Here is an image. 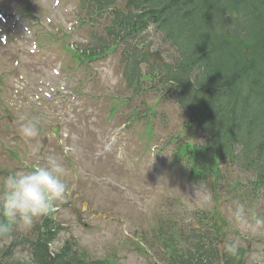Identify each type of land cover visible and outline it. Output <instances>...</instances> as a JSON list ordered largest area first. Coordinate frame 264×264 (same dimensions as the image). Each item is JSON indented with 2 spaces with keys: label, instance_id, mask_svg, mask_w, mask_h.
<instances>
[{
  "label": "rangeland",
  "instance_id": "1",
  "mask_svg": "<svg viewBox=\"0 0 264 264\" xmlns=\"http://www.w3.org/2000/svg\"><path fill=\"white\" fill-rule=\"evenodd\" d=\"M84 1L0 0L6 19H0V182L10 173L43 164L48 154L62 158L68 191L53 213L58 233L52 249L69 239L89 259L167 264L159 237L160 228L165 232L167 227L163 224L170 219L182 234L207 229L198 211L216 207L225 218L220 250L239 239L245 262L264 264V192H254L238 170L225 174L215 194L209 184L192 181L172 159L171 147H162L173 132H187L186 112L179 104L152 91L134 97L130 105L117 102L130 95L121 78L120 51L85 68L64 47H92L96 36L105 35L109 17L91 14ZM25 7L34 18L24 13ZM167 46L162 45L164 55L174 54ZM142 101L145 108H157L150 138L142 122L128 125L134 104ZM30 120L38 121L39 134L30 141L35 153L20 135ZM52 126H59V138ZM237 204L246 209L243 225L231 216ZM33 226L13 227L14 234L0 241V255L32 263L28 240Z\"/></svg>",
  "mask_w": 264,
  "mask_h": 264
},
{
  "label": "trees",
  "instance_id": "2",
  "mask_svg": "<svg viewBox=\"0 0 264 264\" xmlns=\"http://www.w3.org/2000/svg\"><path fill=\"white\" fill-rule=\"evenodd\" d=\"M114 1L92 0L99 11ZM114 12L107 27L112 39L102 47L125 44L128 85L138 87L142 77L162 73L173 96L188 109L186 125L205 137L192 142L175 135V159L194 180L204 181L220 180L222 163L237 165L254 192L264 191V0H125L124 8L115 6ZM148 27L177 48V62L151 65L147 56L152 51L140 41ZM216 54L224 58L216 60ZM141 60L151 65L146 75ZM203 211L213 218L210 236L199 233L192 245L179 250L178 237L164 235L169 264H222L213 243L222 238L225 220L216 208ZM33 256L36 264H104L86 262L68 247L52 256L42 234L33 243ZM223 259V264H246L240 251ZM0 264L15 263L0 257Z\"/></svg>",
  "mask_w": 264,
  "mask_h": 264
},
{
  "label": "clouds",
  "instance_id": "3",
  "mask_svg": "<svg viewBox=\"0 0 264 264\" xmlns=\"http://www.w3.org/2000/svg\"><path fill=\"white\" fill-rule=\"evenodd\" d=\"M39 134L38 121L30 120L20 128V135L29 144L32 152L36 148L30 141ZM68 149L66 148L65 151ZM68 175L63 160L56 154H48L44 163H34L26 170L10 173L0 182V235L10 234L13 227L30 229L35 219L49 215L59 201L65 198ZM233 220L246 223V209L237 204L232 210ZM240 241L226 243L225 252L239 255Z\"/></svg>",
  "mask_w": 264,
  "mask_h": 264
},
{
  "label": "water",
  "instance_id": "4",
  "mask_svg": "<svg viewBox=\"0 0 264 264\" xmlns=\"http://www.w3.org/2000/svg\"><path fill=\"white\" fill-rule=\"evenodd\" d=\"M56 133H58V130L56 129Z\"/></svg>",
  "mask_w": 264,
  "mask_h": 264
}]
</instances>
